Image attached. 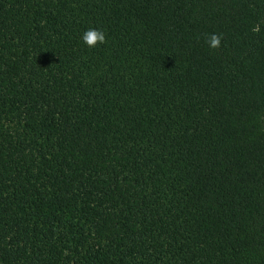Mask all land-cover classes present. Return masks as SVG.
<instances>
[{
  "label": "trees",
  "instance_id": "trees-1",
  "mask_svg": "<svg viewBox=\"0 0 264 264\" xmlns=\"http://www.w3.org/2000/svg\"><path fill=\"white\" fill-rule=\"evenodd\" d=\"M0 264H264V0H0Z\"/></svg>",
  "mask_w": 264,
  "mask_h": 264
},
{
  "label": "clouds",
  "instance_id": "clouds-1",
  "mask_svg": "<svg viewBox=\"0 0 264 264\" xmlns=\"http://www.w3.org/2000/svg\"><path fill=\"white\" fill-rule=\"evenodd\" d=\"M105 34L97 29H88L82 35V41L89 48L95 47L98 43H104ZM210 48H217L220 45V38L213 34L208 41Z\"/></svg>",
  "mask_w": 264,
  "mask_h": 264
}]
</instances>
